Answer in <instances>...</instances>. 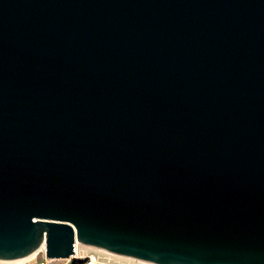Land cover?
Masks as SVG:
<instances>
[{
    "label": "water",
    "instance_id": "water-1",
    "mask_svg": "<svg viewBox=\"0 0 264 264\" xmlns=\"http://www.w3.org/2000/svg\"><path fill=\"white\" fill-rule=\"evenodd\" d=\"M75 240L264 264V0H0V260Z\"/></svg>",
    "mask_w": 264,
    "mask_h": 264
},
{
    "label": "built area",
    "instance_id": "built-area-1",
    "mask_svg": "<svg viewBox=\"0 0 264 264\" xmlns=\"http://www.w3.org/2000/svg\"><path fill=\"white\" fill-rule=\"evenodd\" d=\"M37 254H40L42 256L40 260L35 259L33 263H25V264H49L48 258H46L45 256V249L43 246L36 251L34 257ZM74 259L83 260L82 264H119L110 259L102 260L95 253L87 254L83 257L76 256L75 258H71L65 261L63 264H70ZM0 264H8V263H6L5 260H0Z\"/></svg>",
    "mask_w": 264,
    "mask_h": 264
},
{
    "label": "bare ground",
    "instance_id": "bare-ground-1",
    "mask_svg": "<svg viewBox=\"0 0 264 264\" xmlns=\"http://www.w3.org/2000/svg\"><path fill=\"white\" fill-rule=\"evenodd\" d=\"M80 249H81V247H79L78 245H77V240H75V242H74V253L70 256V257H67V258H51V259H48V261L50 262V261H54V260H63V261H67V260H69V259H71V258H73V257H76V256H79V257H83V256H85V255H87V254H91V253H95V254H97L96 252H90V253H87V254H83V255H81V253H80ZM82 249H84V248H82ZM86 251H90V250H87V249H85ZM36 253V252H35ZM35 253H32V254H30V255H28V256H26V257H23V258H20V259H14V260H5V262L6 263H8V264H25V263H33L34 262V255H35ZM99 254V253H98ZM101 254V253H100ZM102 255H104V254H102ZM105 256H107V255H105ZM103 257V256H102ZM109 257H111V256H109ZM100 258V257H99ZM111 258H114V257H111ZM114 259H116L114 262H116V263H119V264H143V263H137V262H131V261H125V260H121V259H117V258H114Z\"/></svg>",
    "mask_w": 264,
    "mask_h": 264
},
{
    "label": "rangeland",
    "instance_id": "rangeland-1",
    "mask_svg": "<svg viewBox=\"0 0 264 264\" xmlns=\"http://www.w3.org/2000/svg\"><path fill=\"white\" fill-rule=\"evenodd\" d=\"M90 252H93V251H86L85 249H80V253H81V255H83V254H87V253H90ZM97 255H98V257H100V259H102V260H106V259H110V260H116V259H114V258H111V257H109V256H105V255H102V254H98L97 253ZM103 256V257H102ZM42 258V256L40 255V254H37L35 257H34V260L36 259V260H40ZM117 261V260H116ZM65 261H63V260H54V261H50L49 262V264H63ZM31 263V262H30Z\"/></svg>",
    "mask_w": 264,
    "mask_h": 264
},
{
    "label": "trees",
    "instance_id": "trees-1",
    "mask_svg": "<svg viewBox=\"0 0 264 264\" xmlns=\"http://www.w3.org/2000/svg\"><path fill=\"white\" fill-rule=\"evenodd\" d=\"M83 260L81 259H74L70 264H82Z\"/></svg>",
    "mask_w": 264,
    "mask_h": 264
}]
</instances>
